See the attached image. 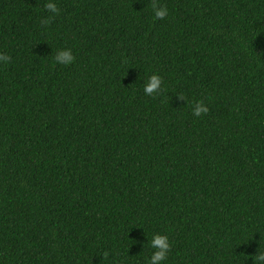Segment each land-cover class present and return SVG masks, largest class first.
<instances>
[{"label":"trees","instance_id":"16d2710c","mask_svg":"<svg viewBox=\"0 0 264 264\" xmlns=\"http://www.w3.org/2000/svg\"><path fill=\"white\" fill-rule=\"evenodd\" d=\"M46 2L0 0V264H252L264 0Z\"/></svg>","mask_w":264,"mask_h":264},{"label":"clouds","instance_id":"9594fccd","mask_svg":"<svg viewBox=\"0 0 264 264\" xmlns=\"http://www.w3.org/2000/svg\"><path fill=\"white\" fill-rule=\"evenodd\" d=\"M44 8L51 13L52 16L58 14L54 0H47ZM152 14L154 19L162 20L168 14L167 8L158 7L156 4L152 5ZM51 19V16L45 20V23ZM9 57L0 56V61L7 62ZM54 64L68 66L73 63L74 56L70 49H58L52 57ZM162 87L161 77L157 74L150 75L143 82V92L146 96H152ZM183 100V99H182ZM207 108L200 102H196L192 106V114L194 116H200L201 113H206ZM149 247L152 249L151 254L147 257L146 264H164L167 259V254L170 250V243L168 236L164 234H153L150 241H148ZM106 255V254H105ZM252 264H264V249L256 251L255 255L251 257Z\"/></svg>","mask_w":264,"mask_h":264}]
</instances>
